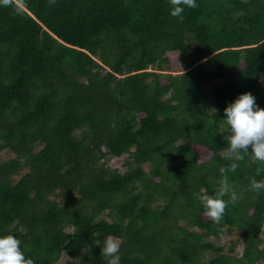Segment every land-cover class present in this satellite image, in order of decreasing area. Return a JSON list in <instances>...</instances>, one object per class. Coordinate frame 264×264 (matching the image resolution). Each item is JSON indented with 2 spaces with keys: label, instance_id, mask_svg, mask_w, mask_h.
Listing matches in <instances>:
<instances>
[{
  "label": "trees",
  "instance_id": "16d2710c",
  "mask_svg": "<svg viewBox=\"0 0 264 264\" xmlns=\"http://www.w3.org/2000/svg\"><path fill=\"white\" fill-rule=\"evenodd\" d=\"M196 4L182 22L170 0L0 5V237L34 264H108L109 235L119 264H264V190H246L264 165L236 162L220 224L197 199L235 162L224 109H264V0Z\"/></svg>",
  "mask_w": 264,
  "mask_h": 264
},
{
  "label": "clouds",
  "instance_id": "9594fccd",
  "mask_svg": "<svg viewBox=\"0 0 264 264\" xmlns=\"http://www.w3.org/2000/svg\"><path fill=\"white\" fill-rule=\"evenodd\" d=\"M49 3L54 4L55 0H49ZM170 4V15L178 18L180 22L184 19L182 13L186 7L195 9L198 6L196 0H170ZM0 5L23 7L26 6V0H0ZM212 112L215 113V109H212ZM224 115V121L230 128L224 155L235 162L229 167L220 168L221 179L218 181L219 187L215 195H208L206 190L197 195V199L204 206V216L217 225L223 220L228 205L237 203L240 198L228 179V173L235 172L239 166L236 162L243 161L245 154H250L253 163L264 165V109L256 105L255 97L247 92L239 95L224 109ZM261 171H264V168H257V175ZM246 190L259 195L264 190V182L249 177V187ZM225 196L229 199L225 200ZM121 243L118 237L109 235L106 238L103 248L100 249L108 264H119ZM96 244L99 246L100 242L96 241ZM20 245L21 241L12 235L0 237V264H34L32 259L25 257Z\"/></svg>",
  "mask_w": 264,
  "mask_h": 264
},
{
  "label": "rangeland",
  "instance_id": "374dc122",
  "mask_svg": "<svg viewBox=\"0 0 264 264\" xmlns=\"http://www.w3.org/2000/svg\"><path fill=\"white\" fill-rule=\"evenodd\" d=\"M172 62H175L174 59H171ZM230 132V131H229ZM9 158L8 153L7 152H2L0 153V160H5ZM127 160V156L124 155L120 158H111L108 160V164L110 165V167L112 169H117L120 170L121 172H123L125 170V162ZM149 168L144 167L145 171H148ZM56 196V195H55ZM53 196V197H55ZM57 197V196H56ZM57 200H61L59 197L56 198ZM264 238V236H262ZM208 240L214 244H217L218 246H224L225 250H227L228 247L232 246L235 241H236V236L234 234L232 235H224L222 238L220 239H215V238H208ZM236 253H240L242 251L241 245H238L236 248ZM209 255V254H208ZM66 261V258L64 257L62 260V263H64Z\"/></svg>",
  "mask_w": 264,
  "mask_h": 264
}]
</instances>
